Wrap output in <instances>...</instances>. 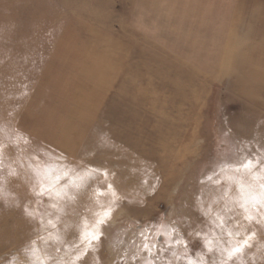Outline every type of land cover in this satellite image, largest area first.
I'll use <instances>...</instances> for the list:
<instances>
[{"label":"rangeland","instance_id":"374dc122","mask_svg":"<svg viewBox=\"0 0 264 264\" xmlns=\"http://www.w3.org/2000/svg\"><path fill=\"white\" fill-rule=\"evenodd\" d=\"M169 69L190 78L186 100L160 86ZM128 103L137 151L118 137ZM168 108L162 147L149 133ZM247 158L264 170V0H0V264H221L217 213L255 233L232 264H264V223L233 203L230 177L264 183L234 171ZM65 170L66 195H36ZM108 208L85 254V225Z\"/></svg>","mask_w":264,"mask_h":264},{"label":"snow or ice","instance_id":"6c2138e0","mask_svg":"<svg viewBox=\"0 0 264 264\" xmlns=\"http://www.w3.org/2000/svg\"><path fill=\"white\" fill-rule=\"evenodd\" d=\"M260 164L261 161L258 159L247 158L236 165L234 167V171H242L244 175L251 176L253 181L264 180V170H261L260 172L255 171L260 166ZM103 174L105 177L108 175L107 172ZM208 179H211V177H208ZM230 179H232L238 185L239 196L233 201V203L237 204L243 213V221L247 223L255 222L257 224L264 223V183H260V191L256 192L253 183L245 182L240 177H230ZM66 182L70 181L68 172L65 170L63 175L57 174L55 175L54 180L49 179L47 185L42 184L39 192L36 193V195L47 199H52L53 195L58 198L62 195H66V193L54 191L56 187L64 188L66 186ZM108 189H112L111 183H108ZM113 196H115L114 192ZM111 211V208L105 210L104 213L95 221L94 225H85V231L81 234V240L85 244V254L90 250V246H92L96 241L100 240L102 233L98 229L107 222L111 215ZM25 212L26 214L31 215L28 209H25ZM229 219H231V217L226 218L220 213H217L216 217L213 219V224H218L219 228L224 231V234L227 237L228 246L220 250L223 257L221 264H232V262L237 260L244 253L245 249L251 246L250 241L255 235L254 232H245V234L241 236L238 231L240 222L236 221L234 227L229 228ZM41 223H43V221H41ZM141 235L145 240L143 248L145 251H148L153 245L147 242L146 236L143 234ZM213 244V241H206L207 251H215ZM32 254L34 256L36 255L35 248H33ZM41 264H44V262H41ZM189 264H204V260L200 259L197 261H189Z\"/></svg>","mask_w":264,"mask_h":264},{"label":"bare ground","instance_id":"6f19581e","mask_svg":"<svg viewBox=\"0 0 264 264\" xmlns=\"http://www.w3.org/2000/svg\"><path fill=\"white\" fill-rule=\"evenodd\" d=\"M72 20V19H71ZM69 21V20H68ZM76 22V21H75ZM75 24V23H74ZM90 25V24H89ZM78 27V26H77ZM64 29H66V28H64ZM63 29V30H64ZM78 29V28H77ZM76 29V30H77ZM67 30V29H66ZM93 30H95V29H93ZM97 30V29H96ZM99 31V30H98ZM95 32H97V31H95ZM62 33V32H61ZM68 34V33H67ZM87 34V33H86ZM64 36V35H63ZM63 36L61 37V38H63ZM63 39H65V38H63ZM59 42V41H58ZM56 43V42H55ZM55 43H54V45H55ZM58 44V43H57ZM62 45V44H61ZM66 49V48H65ZM64 49V50H65ZM58 50V49H57ZM56 50V51H57ZM105 51V50H104ZM108 51H109V49H108ZM54 52H55V50H54ZM66 52V51H65ZM59 53V52H58ZM107 53V52H106ZM57 54V53H56ZM75 54V53H74ZM91 54V53H90ZM85 55V54H84ZM83 55V56H84ZM50 56V55H49ZM56 56H58V55H56ZM63 56V55H62ZM89 56V55H88ZM62 59V58H61ZM54 60V59H53ZM56 60H58V59H56ZM55 60V61H56ZM60 60V59H59ZM64 60V59H63ZM59 62V61H58ZM47 63V62H46ZM51 63V62H50ZM56 63V62H55ZM58 64V63H57ZM143 64V63H142ZM59 65V64H58ZM106 65V64H105ZM104 65V66H105ZM52 66H56V65H53L52 64ZM44 67H45V65H44ZM50 67V66H49ZM42 69V68H41ZM50 69V68H49ZM61 69V68H60ZM74 69V68H73ZM54 70V69H53ZM49 71V70H48ZM47 71V72H48ZM67 71V70H66ZM42 72V71H41ZM40 72V73H41ZM52 72V71H51ZM138 72V71H137ZM49 73V72H48ZM167 73H170L173 77L171 78V79H168L166 82H164V83H160V86H162L163 88H167V89H169V98H170V100L171 101H176L177 99H179V100H186L187 99V91H189L188 89H189V87L192 85V82L190 81V78H188L187 76H185V75H183L181 72H178V71H176V70H174V69H169V70H167ZM179 73V74H178ZM50 74V73H49ZM54 75V74H53ZM129 75V74H128ZM44 76V75H43ZM42 76V77H43ZM130 76V75H129ZM144 76V75H143ZM49 77V76H48ZM134 77H136V76H134ZM160 77V76H159ZM40 78V77H39ZM118 78V77H117ZM132 78V77H131ZM158 78V77H157ZM47 78H45V80H46ZM52 79V78H51ZM134 79V78H133ZM132 79V80H133ZM39 80V79H38ZM49 80V79H48ZM136 80V79H135ZM75 81H76V79H75ZM131 81V80H130ZM158 81V80H157ZM41 82V81H40ZM134 82H136V81H134ZM156 82V81H155ZM43 83V82H42ZM50 83V82H49ZM41 84V83H40ZM129 85V84H128ZM41 86H43V85H41ZM38 88H40L39 86H38ZM74 88V87H73ZM118 89H120V87H118ZM161 89V88H160ZM76 90V89H75ZM79 90H80V88H79ZM126 91V90H125ZM113 92V91H112ZM34 93H36V91H34ZM114 94H116V93H114ZM124 94V93H123ZM130 94V93H129ZM157 94V93H156ZM168 94V93H167ZM112 95H113V93H112ZM134 95H135V93H134ZM114 96V95H113ZM115 96H117V95H115ZM31 97V96H30ZM123 97V96H122ZM107 98V97H106ZM127 98V97H126ZM99 99V98H98ZM97 99V100H98ZM109 99V98H108ZM136 99V98H135ZM67 100V99H66ZM124 100V99H123ZM129 100V99H128ZM162 100V99H161ZM55 101V100H54ZM71 101V100H70ZM73 102V101H72ZM115 102V101H114ZM107 103V102H106ZM121 103V102H120ZM77 105H81L82 103L81 102H78V103H76ZM92 104V103H91ZM108 104V103H107ZM115 104V103H114ZM179 104H181V103H179ZM97 105H98V103L95 101V103H93L92 105H90V106H92L93 107V109L94 108H96L97 107ZM112 105V104H111ZM128 105H130V106H128ZM128 105L126 106L125 104H123L122 105V110L123 109H125V110H127L126 111V113H127V115L128 114H130V113H132V117L130 118V120H128L127 121V117H122V118H124V120L127 122H124L125 123V125H127V131H124V133H126V135H124L123 136V133L122 134H118V137H120V135L122 136L121 138H123L122 139V141H124V142H128L129 141V144H130V146L133 148V150L134 151H137V149H138V145H139V140H140V138L139 137H141V135L140 134H142V130H141V128L139 129V128H136L137 127V125L139 124V119H140V117H139V112L137 111V110H135L133 107H132V103H128ZM155 105H157L156 103H154V104H152V106H151V108L148 110V112L150 113V115H152V114H156V113H153V111H155V112H157V110L155 109ZM63 106H64V104H63ZM120 106V105H119ZM158 106L159 105H157V108H158ZM67 107H69L68 105H67ZM105 108H106V106H105ZM112 108V107H111ZM101 109V108H100ZM169 109V110H168ZM167 110H160V111H158V116H160V122L157 124V125H155L153 128H152V131H151V133H149L150 135H151V138H152V141H153V143H156V145H161L162 147L164 146V144L165 145H170V143H167L165 140H163L162 141V133L163 132H165V133H175V128H174V126H171L170 127V121H168V117H170L171 115H176V114H180V109H175L174 110V112H172V109L173 108H168ZM101 110H103V109H101ZM105 110V109H104ZM125 110H123V111H125ZM118 111V110H117ZM146 109H144V111L143 112H145L146 113ZM118 113H119V111H118ZM91 114H92V117H91ZM125 114V113H124ZM143 114V113H142ZM122 115H123V113H122ZM147 116L146 118H145V120L143 119L144 118V116ZM150 115L148 116L147 115V113L146 114H143L142 115V119L144 120V121H142V122H145L146 124H150ZM79 116H83V115H80V113H79ZM89 116V117H88ZM86 118H87V120H83L84 122H85V124H90L91 122H92V119H94L93 118V116H94V113L92 112V113H90L89 115H88ZM108 116V115H107ZM155 116V115H154ZM168 118V119H167ZM100 119V118H99ZM114 119H115V116H114ZM101 121H103V120H101ZM113 121V120H112ZM115 123H116V125H112V126H110V127H112V128H110V129H112L113 131H115V132H117V130H119L120 129V124H121V118H119V119H115ZM96 123V122H95ZM99 123V122H98ZM101 123V122H100ZM100 123H99V125H100ZM103 123V122H102ZM123 123V122H122ZM153 123V122H152ZM106 124V123H105ZM111 124V123H110ZM102 126V125H101ZM150 126V125H149ZM106 127V126H105ZM134 127V128H133ZM101 128V127H100ZM103 130V129H102ZM103 131H105V130H103ZM161 133V134H160ZM145 135V134H144ZM132 136V137H131ZM129 137H131L130 139H129ZM127 138V139H126ZM137 139H139L138 141H137ZM79 140V139H78ZM77 140V141H78ZM121 140V139H120ZM136 140V141H135ZM184 140H182V142H183ZM123 142V143H124ZM182 142H181V144H182ZM178 144V143H177ZM183 148V147H182ZM174 149H176V147L174 148ZM173 149V151H175ZM172 151V152H173ZM184 152V151H183ZM171 157V156H170Z\"/></svg>","mask_w":264,"mask_h":264}]
</instances>
